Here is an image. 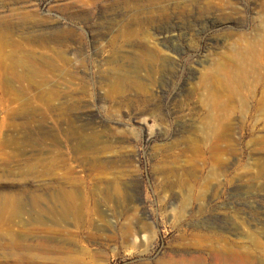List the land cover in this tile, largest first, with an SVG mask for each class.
Here are the masks:
<instances>
[{"label":"rangeland","instance_id":"rangeland-1","mask_svg":"<svg viewBox=\"0 0 264 264\" xmlns=\"http://www.w3.org/2000/svg\"><path fill=\"white\" fill-rule=\"evenodd\" d=\"M4 204L0 264L264 254V0H0Z\"/></svg>","mask_w":264,"mask_h":264},{"label":"bare ground","instance_id":"bare-ground-1","mask_svg":"<svg viewBox=\"0 0 264 264\" xmlns=\"http://www.w3.org/2000/svg\"><path fill=\"white\" fill-rule=\"evenodd\" d=\"M145 36L147 35L145 34ZM254 42H255L254 40H251L243 47L236 46L234 48V55L236 57L238 56V58H243L244 63L246 62V60L247 61L252 60L253 55H254V46H255ZM66 56H63L61 54V57L66 62L70 61L69 56L67 57ZM87 150L82 147L81 148L79 147V149H77L74 153L77 155L78 154L86 155V153H92L94 151L100 152L99 148H94L92 150L87 149ZM87 162H89L90 169L94 167L101 168L102 164H104L100 160L97 161V159H91V161L89 160ZM63 195H69V193L68 194L63 193ZM6 207L7 206L5 204L0 205V213H1L0 216L3 215L2 212L6 210ZM16 214H10V215L16 216ZM10 221L11 220H9V222L0 223V226L2 227V229L0 230V239H6L8 241L7 248L9 249L11 255L13 256L15 262L25 261V260L33 261L34 260L33 254L25 249L26 245L23 243V239L25 235L23 234V232L15 231L13 229L14 228L13 226L22 227L23 224L21 223L15 224L14 222H10ZM35 246L39 249L53 251V248L50 247L46 243V241L38 242L37 244H35ZM49 259H54V258H49ZM55 260L59 264H65V262H69L71 258L55 256ZM169 262L170 264H264V254H252L248 252L243 253V252H231V251L229 252L205 251L204 252L203 250H199L198 252H195V253H191V252L181 253L177 257H172L169 260Z\"/></svg>","mask_w":264,"mask_h":264}]
</instances>
